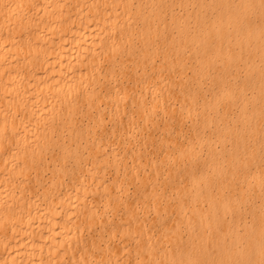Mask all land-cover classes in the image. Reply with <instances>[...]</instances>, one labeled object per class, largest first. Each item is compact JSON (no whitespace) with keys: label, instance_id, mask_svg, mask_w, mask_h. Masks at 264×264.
Returning a JSON list of instances; mask_svg holds the SVG:
<instances>
[{"label":"bare ground","instance_id":"bare-ground-1","mask_svg":"<svg viewBox=\"0 0 264 264\" xmlns=\"http://www.w3.org/2000/svg\"><path fill=\"white\" fill-rule=\"evenodd\" d=\"M0 264H264V0H0Z\"/></svg>","mask_w":264,"mask_h":264},{"label":"rangeland","instance_id":"rangeland-1","mask_svg":"<svg viewBox=\"0 0 264 264\" xmlns=\"http://www.w3.org/2000/svg\"><path fill=\"white\" fill-rule=\"evenodd\" d=\"M174 12L182 19V18H185V14L183 12V10L179 7H175L174 8ZM203 94H205L206 96H209V92L204 88L203 90ZM211 134L213 135V131H211ZM247 221L249 222L250 221V218L248 217L247 218Z\"/></svg>","mask_w":264,"mask_h":264}]
</instances>
